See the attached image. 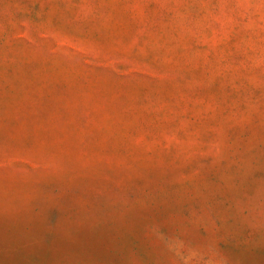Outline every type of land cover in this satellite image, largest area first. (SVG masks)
Masks as SVG:
<instances>
[{
  "label": "rangeland",
  "instance_id": "obj_1",
  "mask_svg": "<svg viewBox=\"0 0 264 264\" xmlns=\"http://www.w3.org/2000/svg\"><path fill=\"white\" fill-rule=\"evenodd\" d=\"M0 264H264V0H0Z\"/></svg>",
  "mask_w": 264,
  "mask_h": 264
}]
</instances>
